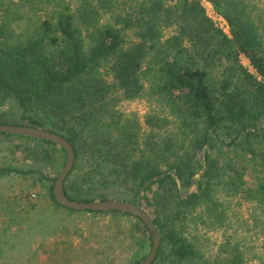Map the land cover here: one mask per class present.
I'll list each match as a JSON object with an SVG mask.
<instances>
[{
    "label": "trees",
    "instance_id": "obj_1",
    "mask_svg": "<svg viewBox=\"0 0 264 264\" xmlns=\"http://www.w3.org/2000/svg\"><path fill=\"white\" fill-rule=\"evenodd\" d=\"M17 1L0 0V124L43 127L69 141L70 200H95L91 189L102 186L134 201L147 182L140 207L161 237L151 264H246L233 235L206 253L185 229L197 208L202 222L224 226L217 188L264 216V0H206L228 34L201 0ZM26 12L32 16L14 36L10 23ZM142 96L155 103L142 121L120 111ZM0 135L19 138L26 157L65 160L50 141ZM13 171L0 166V177ZM53 184L55 206L132 217L151 248L139 217L66 208Z\"/></svg>",
    "mask_w": 264,
    "mask_h": 264
},
{
    "label": "rangeland",
    "instance_id": "obj_2",
    "mask_svg": "<svg viewBox=\"0 0 264 264\" xmlns=\"http://www.w3.org/2000/svg\"><path fill=\"white\" fill-rule=\"evenodd\" d=\"M9 1L10 6L19 7L17 0H6ZM201 2L210 13L213 6L206 0ZM30 16L26 12L10 23L9 30L14 36L25 27ZM240 62L252 71L245 56H240ZM154 104L142 96L123 101L119 109L124 115H135L142 121ZM19 140L0 135V166L19 169L0 177V264H133L148 253L149 242L145 235H137L132 217L69 211L55 206L47 189L60 171L64 154L58 153L51 164L47 159L37 160L35 153L26 157L18 147ZM246 177L249 184L254 180L252 173ZM91 190L90 194L96 192L106 199L125 200L130 196L111 187L98 186ZM215 190L225 214L224 226L202 222L205 216L197 208L185 229L188 236L202 251L214 253L224 234L233 235L246 264H261L264 262V216L251 203L227 195L220 188ZM100 195L92 196L98 200ZM138 241L147 243L139 246Z\"/></svg>",
    "mask_w": 264,
    "mask_h": 264
},
{
    "label": "water",
    "instance_id": "obj_3",
    "mask_svg": "<svg viewBox=\"0 0 264 264\" xmlns=\"http://www.w3.org/2000/svg\"><path fill=\"white\" fill-rule=\"evenodd\" d=\"M0 132L25 136L28 138H36L50 141L57 146L61 147L65 151V160L64 164L58 172L56 179L53 184L52 194L55 201L66 207L74 210H91V211H120L124 213L131 214L132 216L139 217L143 223L147 226L150 237H151V248L149 252L144 256V258L139 261L137 264H151L153 261L158 246L160 244V233L153 223L151 217L147 212H145L140 207V195L142 192L143 186L139 188L138 194L134 201L121 200V199H103V200H92V201H75L70 200L64 193L63 184L65 177L71 170L75 154L72 145L69 141L62 135L45 129L43 127H32L25 125H13V124H0ZM179 183V181H178Z\"/></svg>",
    "mask_w": 264,
    "mask_h": 264
},
{
    "label": "built area",
    "instance_id": "obj_4",
    "mask_svg": "<svg viewBox=\"0 0 264 264\" xmlns=\"http://www.w3.org/2000/svg\"><path fill=\"white\" fill-rule=\"evenodd\" d=\"M208 2V1H207ZM210 3V2H209ZM211 4V3H210ZM212 6V5H211ZM206 13L207 15L214 21V23L219 27L221 28L225 33L228 34L229 32V28H228V25H227V22L225 21V19L219 15L215 10L214 8L211 10V12L209 13L207 10H206Z\"/></svg>",
    "mask_w": 264,
    "mask_h": 264
}]
</instances>
